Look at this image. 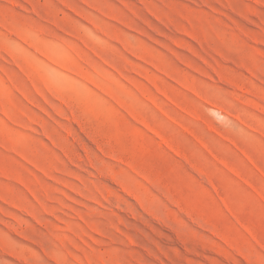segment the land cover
I'll return each mask as SVG.
<instances>
[{
  "label": "rangeland",
  "instance_id": "rangeland-1",
  "mask_svg": "<svg viewBox=\"0 0 264 264\" xmlns=\"http://www.w3.org/2000/svg\"><path fill=\"white\" fill-rule=\"evenodd\" d=\"M0 264H264V0H0Z\"/></svg>",
  "mask_w": 264,
  "mask_h": 264
}]
</instances>
